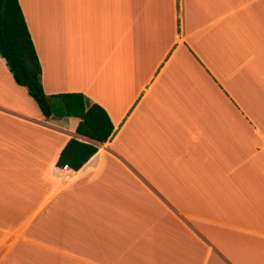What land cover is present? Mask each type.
<instances>
[{
  "label": "crops",
  "instance_id": "1",
  "mask_svg": "<svg viewBox=\"0 0 264 264\" xmlns=\"http://www.w3.org/2000/svg\"><path fill=\"white\" fill-rule=\"evenodd\" d=\"M19 2L45 92L116 131L46 118L0 56V264H264V0Z\"/></svg>",
  "mask_w": 264,
  "mask_h": 264
},
{
  "label": "trees",
  "instance_id": "2",
  "mask_svg": "<svg viewBox=\"0 0 264 264\" xmlns=\"http://www.w3.org/2000/svg\"><path fill=\"white\" fill-rule=\"evenodd\" d=\"M0 56L15 81L27 88L46 118L80 117L77 132L99 142L110 140L115 125L107 110L82 93L48 95L42 84V67L19 0H0ZM98 146L71 138L59 155L57 166L80 169Z\"/></svg>",
  "mask_w": 264,
  "mask_h": 264
}]
</instances>
